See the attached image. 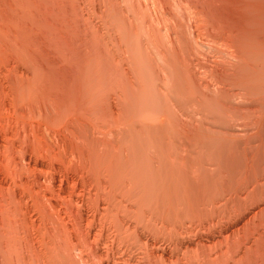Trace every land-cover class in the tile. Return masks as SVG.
<instances>
[{"label": "bare ground", "instance_id": "1", "mask_svg": "<svg viewBox=\"0 0 264 264\" xmlns=\"http://www.w3.org/2000/svg\"><path fill=\"white\" fill-rule=\"evenodd\" d=\"M0 264H264V0H0Z\"/></svg>", "mask_w": 264, "mask_h": 264}]
</instances>
